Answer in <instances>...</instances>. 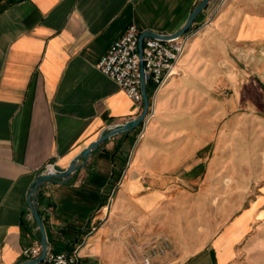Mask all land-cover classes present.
I'll use <instances>...</instances> for the list:
<instances>
[{"label": "crops", "instance_id": "obj_1", "mask_svg": "<svg viewBox=\"0 0 264 264\" xmlns=\"http://www.w3.org/2000/svg\"><path fill=\"white\" fill-rule=\"evenodd\" d=\"M200 1L0 0V264L39 243L34 177L141 112L97 68L109 45L131 24L171 35ZM188 30L177 73L146 88L152 116L40 186L50 252L89 263L138 230L117 222L155 220L165 264H264V0H209Z\"/></svg>", "mask_w": 264, "mask_h": 264}, {"label": "built area", "instance_id": "obj_2", "mask_svg": "<svg viewBox=\"0 0 264 264\" xmlns=\"http://www.w3.org/2000/svg\"><path fill=\"white\" fill-rule=\"evenodd\" d=\"M227 0H218L219 6ZM141 31L136 25H129L123 34L113 41L107 51L101 56L97 68L101 73L108 76L125 91L132 99L139 111L142 110V94L140 89L139 67L143 64V77L145 87L151 86L155 92L163 86L167 80L177 73V64L185 51V45L189 36V30L176 37L153 38L144 36L141 50L138 48V39ZM152 116L147 111L144 120ZM53 167L48 165L47 172ZM41 251L38 242L26 243L21 247L22 262L36 258ZM31 264H89L79 254L78 249L71 252H48L39 261ZM137 264H151L148 255H143Z\"/></svg>", "mask_w": 264, "mask_h": 264}, {"label": "water", "instance_id": "obj_3", "mask_svg": "<svg viewBox=\"0 0 264 264\" xmlns=\"http://www.w3.org/2000/svg\"><path fill=\"white\" fill-rule=\"evenodd\" d=\"M209 0H201L191 11L189 16L187 17V20L183 27L176 31L175 33L171 35L167 34H161V33H155L152 31H145L140 34L138 39V48L139 51L141 50L142 46V40L144 36H149L153 38H170V37H176L180 34L186 32L192 25V22L194 21L196 15L202 10V8L207 4ZM139 76H140V89L142 94V110L140 114L129 121H126L125 123L121 124H108L105 127H103L100 132L98 133L96 139L91 142L85 149L81 151L68 165L67 168L61 169L58 166H54L53 170L50 172L42 171L38 175H36L33 179V182L29 186L28 193H27V204L30 210V213L34 219L36 229L39 232V243L41 246L40 254L34 258L33 260L21 262L18 264H31L34 262H37L41 260L46 253L49 250V244L52 241L51 232L49 229V226L45 225L44 221L42 220L37 205V193L40 188V186L43 183H61L66 181L76 170L81 168L85 161L88 159V157L92 154L93 151H95L99 145L110 135H113L115 133H127L137 127L140 122L144 120V117L149 109L150 101L149 97L146 92L144 77H143V64L140 62L139 67ZM81 159V161H79Z\"/></svg>", "mask_w": 264, "mask_h": 264}, {"label": "rangeland", "instance_id": "obj_4", "mask_svg": "<svg viewBox=\"0 0 264 264\" xmlns=\"http://www.w3.org/2000/svg\"><path fill=\"white\" fill-rule=\"evenodd\" d=\"M150 205V204H149ZM106 211V208L103 209ZM119 229L134 230L138 229L137 232H132L126 240V246L118 245L119 235L115 237H110L106 240L101 238L98 243H100V248L98 252V258L96 260H90L89 264H97V262L105 261V264H137L143 255H148L151 259V264H165L167 261H171L174 254L165 248L166 243L161 237V232L159 228V222L155 220L148 221L147 223L138 222H117ZM141 230L139 233L138 231ZM89 238V242H91ZM111 242L116 243L115 245L119 250H115L111 245ZM109 246H111L109 248ZM89 247V246H88ZM83 248L82 252H91L89 248ZM122 248V249H121ZM164 249L166 252H162Z\"/></svg>", "mask_w": 264, "mask_h": 264}, {"label": "trees", "instance_id": "obj_5", "mask_svg": "<svg viewBox=\"0 0 264 264\" xmlns=\"http://www.w3.org/2000/svg\"><path fill=\"white\" fill-rule=\"evenodd\" d=\"M147 87H150V89H151V91H152V87H151V86H147ZM147 87H146V88H147ZM147 93L149 94V93H150V90L147 91Z\"/></svg>", "mask_w": 264, "mask_h": 264}]
</instances>
